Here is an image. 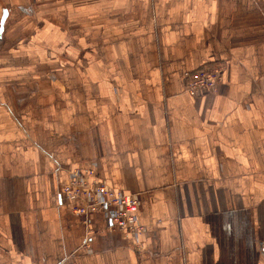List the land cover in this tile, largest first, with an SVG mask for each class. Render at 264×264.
Masks as SVG:
<instances>
[{
	"label": "crops",
	"instance_id": "0c3cea01",
	"mask_svg": "<svg viewBox=\"0 0 264 264\" xmlns=\"http://www.w3.org/2000/svg\"><path fill=\"white\" fill-rule=\"evenodd\" d=\"M75 169L145 230L76 214ZM0 264H264V0H0Z\"/></svg>",
	"mask_w": 264,
	"mask_h": 264
},
{
	"label": "built area",
	"instance_id": "2783aa9c",
	"mask_svg": "<svg viewBox=\"0 0 264 264\" xmlns=\"http://www.w3.org/2000/svg\"><path fill=\"white\" fill-rule=\"evenodd\" d=\"M226 69L225 63H219L187 74L186 91L194 97L216 94L225 81ZM95 175L92 169H75L63 184L64 196L80 201V204L74 206L76 212L88 216L96 211H108L114 230L125 236L142 233L145 227L137 222L138 197L95 181Z\"/></svg>",
	"mask_w": 264,
	"mask_h": 264
},
{
	"label": "rangeland",
	"instance_id": "374dc122",
	"mask_svg": "<svg viewBox=\"0 0 264 264\" xmlns=\"http://www.w3.org/2000/svg\"><path fill=\"white\" fill-rule=\"evenodd\" d=\"M135 195V194H134ZM139 210V209H138ZM73 211L76 213V214H78L77 212H76V210L74 209V207H73Z\"/></svg>",
	"mask_w": 264,
	"mask_h": 264
}]
</instances>
